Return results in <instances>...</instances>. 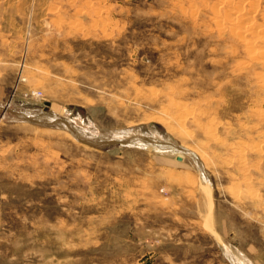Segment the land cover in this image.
I'll return each mask as SVG.
<instances>
[{
	"label": "rangeland",
	"instance_id": "rangeland-1",
	"mask_svg": "<svg viewBox=\"0 0 264 264\" xmlns=\"http://www.w3.org/2000/svg\"><path fill=\"white\" fill-rule=\"evenodd\" d=\"M263 33L264 0H0V264H264Z\"/></svg>",
	"mask_w": 264,
	"mask_h": 264
},
{
	"label": "bare ground",
	"instance_id": "bare-ground-1",
	"mask_svg": "<svg viewBox=\"0 0 264 264\" xmlns=\"http://www.w3.org/2000/svg\"><path fill=\"white\" fill-rule=\"evenodd\" d=\"M238 17H240V15L238 16ZM263 36H264V33H263ZM261 37H259V38H257V39H260ZM263 38V37H262ZM263 40V39H262ZM261 40V41H262ZM264 41V40H263ZM263 41L261 42V43H263ZM262 45V44H261ZM258 48V47H257ZM262 48V47H261ZM259 50H260V48H258ZM258 49H256V51H259ZM254 50V49H253ZM258 53V52H257ZM263 53V52H262ZM264 54V53H263ZM261 55V54H260ZM262 114V113H261Z\"/></svg>",
	"mask_w": 264,
	"mask_h": 264
}]
</instances>
